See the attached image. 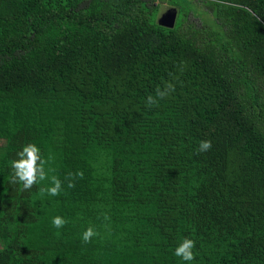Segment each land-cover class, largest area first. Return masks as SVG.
I'll list each match as a JSON object with an SVG mask.
<instances>
[{
  "label": "trees",
  "instance_id": "1",
  "mask_svg": "<svg viewBox=\"0 0 264 264\" xmlns=\"http://www.w3.org/2000/svg\"><path fill=\"white\" fill-rule=\"evenodd\" d=\"M155 1L0 0V264H264V0ZM29 142L58 196L9 183Z\"/></svg>",
  "mask_w": 264,
  "mask_h": 264
},
{
  "label": "clouds",
  "instance_id": "2",
  "mask_svg": "<svg viewBox=\"0 0 264 264\" xmlns=\"http://www.w3.org/2000/svg\"><path fill=\"white\" fill-rule=\"evenodd\" d=\"M174 85L168 84L165 88L157 87L155 91V97L149 95L147 97V103L149 106L158 103V99H164L170 92L174 91ZM211 140H202L199 142L197 153L209 151L211 149ZM17 159L9 162L12 173L9 177L10 184H20V191L30 190L33 185L47 181V184H43L38 192L41 196L48 194L50 196H58L63 188V182L55 175V169L50 166L52 161L51 155L43 157L40 148L32 142L22 146V150L17 153ZM83 172L79 171L75 174L68 173L65 180L68 181V187L74 188L75 183L73 182L77 177L82 179ZM68 223L61 216H55L52 220V224L55 228H63ZM59 235V233H57ZM99 235L94 227L88 226L82 234L83 243H91L94 236ZM196 247L195 240L184 237L177 247L175 248L174 255L179 257L184 262H190L195 259V252L193 251Z\"/></svg>",
  "mask_w": 264,
  "mask_h": 264
},
{
  "label": "rangeland",
  "instance_id": "3",
  "mask_svg": "<svg viewBox=\"0 0 264 264\" xmlns=\"http://www.w3.org/2000/svg\"><path fill=\"white\" fill-rule=\"evenodd\" d=\"M175 1L176 3H178L180 6H184V9H187L190 11L191 14L199 17H205L208 15L207 11H205L204 7H203V1H195V0H156L154 2L155 5H158V11L155 13V20H157L158 16H159V12L162 10V8L165 10V13L169 10L172 9L173 6H171L172 2ZM172 12V11H171ZM169 12V13H171ZM184 11H176L175 13V20L181 19V17L183 16ZM168 13V14H169ZM189 15V21L193 24L198 23L199 22V18H194L192 15ZM167 17V16H166Z\"/></svg>",
  "mask_w": 264,
  "mask_h": 264
},
{
  "label": "water",
  "instance_id": "4",
  "mask_svg": "<svg viewBox=\"0 0 264 264\" xmlns=\"http://www.w3.org/2000/svg\"><path fill=\"white\" fill-rule=\"evenodd\" d=\"M172 11V12H171ZM176 9L172 8L171 10L167 11L165 13V10H161L159 12V16L157 18V21L163 25L172 27L174 22H175V13H176ZM171 12V13H169ZM169 13V14H168ZM167 16V17H166Z\"/></svg>",
  "mask_w": 264,
  "mask_h": 264
}]
</instances>
